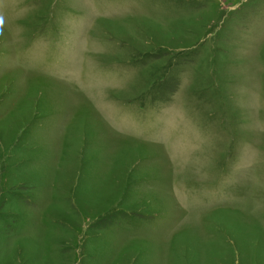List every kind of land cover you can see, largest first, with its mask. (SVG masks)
Masks as SVG:
<instances>
[{"label": "rangeland", "instance_id": "374dc122", "mask_svg": "<svg viewBox=\"0 0 264 264\" xmlns=\"http://www.w3.org/2000/svg\"><path fill=\"white\" fill-rule=\"evenodd\" d=\"M0 21V264H264V0Z\"/></svg>", "mask_w": 264, "mask_h": 264}, {"label": "snow or ice", "instance_id": "6c2138e0", "mask_svg": "<svg viewBox=\"0 0 264 264\" xmlns=\"http://www.w3.org/2000/svg\"><path fill=\"white\" fill-rule=\"evenodd\" d=\"M0 22H2V21H0Z\"/></svg>", "mask_w": 264, "mask_h": 264}]
</instances>
